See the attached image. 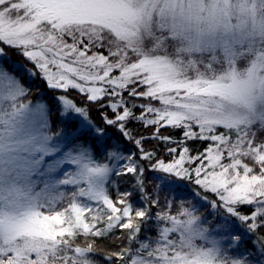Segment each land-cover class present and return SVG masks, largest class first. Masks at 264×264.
I'll return each instance as SVG.
<instances>
[{"label":"rangeland","instance_id":"374dc122","mask_svg":"<svg viewBox=\"0 0 264 264\" xmlns=\"http://www.w3.org/2000/svg\"><path fill=\"white\" fill-rule=\"evenodd\" d=\"M17 5L25 7L30 18L18 23L0 18V36L25 48L26 56L36 61L52 87L84 89L94 98L102 88L98 82L120 85L133 74H143L149 92L160 93L164 107L160 116L167 123L189 117L200 119L205 126L264 120V52L247 61V67H237L238 59L254 51L256 42L264 39V0H21ZM150 22L167 31L172 39L182 41L184 53L219 50L225 67L214 73L212 62L217 59L214 54L213 61L206 63L205 74L209 77L202 72L192 76L180 64L182 58L172 60L166 55H143L136 62L121 66V57L110 63L101 55L76 49L50 31L52 27L62 30L73 24L89 25V33L95 35L98 27H104L132 42L131 39L138 37L140 26ZM47 24L50 29H45ZM192 60L190 57L187 62L193 64ZM117 67L120 70L113 75L112 69ZM161 92L168 93L161 95ZM22 93L17 79L0 64V237L3 241L9 243L28 236L37 248L47 242L58 243L73 228L90 230L92 225L84 213L98 205L110 213L102 232L127 219L129 204L121 209L105 192V183L113 171L131 168L122 160L117 145L105 153L106 159L101 162L93 156L88 144L71 142L74 131L67 133L61 129L48 134L45 104L22 102L19 99ZM59 98L63 117L76 118L75 131H90L104 152L105 133L92 126L82 108L64 96ZM215 157L209 150L207 160L211 168L205 174L206 183L223 193L227 191L225 197L230 199L242 196L245 188L218 169ZM72 186L78 187L77 195L83 196L85 203L76 202L67 213L56 212L51 217L40 212L44 196ZM226 209L231 208L226 205ZM177 223L174 219L169 228H163L165 246L171 244L168 239L171 232H176L186 239L197 237L209 244L207 249L194 259L178 252L171 255L173 249L160 248L147 254L146 247L135 245L134 235L122 264H221L214 260L220 239L214 238L210 230L197 229L194 219L182 231ZM16 253L19 256L21 251Z\"/></svg>","mask_w":264,"mask_h":264},{"label":"trees","instance_id":"16d2710c","mask_svg":"<svg viewBox=\"0 0 264 264\" xmlns=\"http://www.w3.org/2000/svg\"><path fill=\"white\" fill-rule=\"evenodd\" d=\"M19 1L0 0V18L13 23L28 20L30 12L18 6ZM47 25L45 29H50ZM88 28L89 25L73 24L62 30L52 27L50 31L76 49L101 55L110 63L121 57V66L136 62L143 55H166L172 60L182 58L180 64L192 76L199 72L206 75V63L213 61L214 54L217 56L216 62H212L214 73L225 67L219 50L184 53L182 41L172 39L153 22L140 26L138 37L131 39L132 42L108 28L98 27L95 35ZM0 49L1 66L23 89L20 101L45 104L48 134L61 129L67 133L74 131L71 142L88 144L93 156L101 162L106 159L105 153L117 145L122 160L131 166L125 171H113L105 183V192L114 205L122 209L124 204H129L127 219L102 232L110 213L98 205L84 213L92 225L90 230L73 228L58 243L47 242L37 248L28 236L9 243L0 237V264H122L134 235L135 245L146 247L147 254L161 248L173 249L171 255L178 252L196 258L209 245L197 237L186 239L171 232L167 235L171 244L165 246L163 228H169L174 219L178 220L181 231L194 219L197 229L210 230L214 238L220 239L215 262L264 264V120L205 126L200 119L189 117L167 123L160 116L164 110L160 93L149 92L143 74H133L120 85L98 82L102 85L100 94L92 98L84 89L50 86L36 61L24 53L25 48L6 42L1 36ZM258 52H264V39L256 42L254 51L238 59L237 67H247V61L255 59ZM190 57L193 64L187 62ZM119 70V67L112 69V74ZM165 93L168 92L161 95ZM60 96L82 108L92 126L105 133L104 152L90 131H75L76 118L63 117ZM209 150L216 156L218 169L245 188L242 196L230 199L225 197L227 191L223 193L206 183L205 174L211 168L207 160ZM169 166L172 168L168 169ZM77 190L75 186L65 187L44 196L40 212L51 217L56 212L67 213L76 202L85 203ZM226 205L231 209H226ZM38 240L42 243V239ZM16 251L21 254L17 256Z\"/></svg>","mask_w":264,"mask_h":264}]
</instances>
